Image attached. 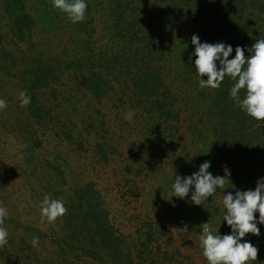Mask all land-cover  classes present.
<instances>
[{"label": "trees", "instance_id": "trees-1", "mask_svg": "<svg viewBox=\"0 0 264 264\" xmlns=\"http://www.w3.org/2000/svg\"><path fill=\"white\" fill-rule=\"evenodd\" d=\"M87 3L84 22L73 24L70 33L67 20L65 35L83 33L86 46L82 54L87 56L88 45L97 32L92 27L96 22L107 42L98 50L96 59L86 60L85 55L78 54L75 59L66 50L65 55L70 58L64 62V70L70 71L78 86L98 102L112 93L115 108L125 115L134 112L135 124L143 125L150 131L149 136L159 142L156 149L161 158H140L141 165L134 166V171L126 169V173L146 179L170 164L175 165L172 171L177 174L183 173L182 170L195 172L199 164L194 167L190 160L177 155L183 138H188L190 145L210 146L214 154L210 157L212 163L217 157L223 173L225 166L231 171L232 184L226 185V194L254 190L257 180L264 177V124L246 115L230 98L229 89L234 83L230 78L225 77L219 89H201L193 67L196 57L190 59V54L194 52L193 34L201 42H224L233 50L237 46L250 48L256 40L264 38V0H87ZM0 12L6 15V27L12 36L21 42L32 37L34 28L39 26L37 18L49 20L62 29L60 12L53 8L51 0H0ZM234 55L235 51L229 59ZM1 59L16 63L10 52H4ZM38 63L41 64L19 75L32 98L27 111L36 123L51 112L39 94L57 80L54 66L43 60ZM243 95L242 90V98ZM65 135L73 139L70 132ZM99 148L102 160L107 161L108 156L97 144ZM59 179H63L60 172ZM125 180L127 184L128 178ZM216 194L202 206L190 202L191 193L186 199H173L175 206L170 204L173 220L165 223L136 216L134 234L126 236L111 222L101 193L88 182L63 200L68 209L63 216L67 239L63 244L82 255L70 264H207L199 241L202 224L209 221L214 229L221 224L219 233H230L217 206L211 205ZM172 221H180L182 228L186 224L188 232L173 230L169 226ZM258 227L259 237L249 233L243 239L259 249L255 264H264V225Z\"/></svg>", "mask_w": 264, "mask_h": 264}, {"label": "rangeland", "instance_id": "rangeland-1", "mask_svg": "<svg viewBox=\"0 0 264 264\" xmlns=\"http://www.w3.org/2000/svg\"><path fill=\"white\" fill-rule=\"evenodd\" d=\"M60 19L62 29L49 20L37 18L39 26L34 28L32 37L21 42L12 36L6 27L8 19L0 12V97L8 103V107L0 111V205L9 212V219L3 225L9 233V242L0 248V264H70L76 261L75 257L81 258L78 250L71 252L63 244L67 241L63 217L54 223L41 220L40 202L45 195L67 200L73 190L88 182L101 193L111 222L126 236H133L136 216L160 223L173 220L170 204L177 198L171 197L173 177L177 174L172 171L175 165L161 168L146 179L126 173V169L134 171V166L141 165L140 158H161L156 149L159 142L149 136L150 131L143 125L135 124L134 115L126 119L124 112L115 108L116 99L112 93L98 102L78 86L70 71L64 70V62L70 58L65 55L66 50L75 59L78 55H85L86 60L96 59L98 50L107 42L100 24L92 25L97 32L88 45L86 56L82 54L86 46L83 33L65 35L67 18L60 13ZM72 27L70 23V33ZM4 52L15 55L16 63L3 62ZM40 60L56 68L57 80L39 94L51 112L36 123L27 111L28 106H20L18 94L27 90V85L25 88L19 75L40 65ZM3 67L7 70L3 71ZM69 132L72 140L65 135ZM97 144L108 156L107 161L102 160ZM179 149L177 155L190 160L194 167L211 161L210 146L201 143L193 146L188 138H183ZM213 161L208 171L214 176H223L217 157ZM182 171L179 174L182 177L194 173ZM125 178H128L127 184ZM216 193L211 205L217 206L223 215L222 190ZM169 226L174 227L173 230L182 229L180 221H172ZM218 226L222 229L220 224ZM34 236L39 237L37 247L31 244ZM182 252L188 255L187 250L182 249Z\"/></svg>", "mask_w": 264, "mask_h": 264}, {"label": "clouds", "instance_id": "clouds-1", "mask_svg": "<svg viewBox=\"0 0 264 264\" xmlns=\"http://www.w3.org/2000/svg\"><path fill=\"white\" fill-rule=\"evenodd\" d=\"M51 2L53 8L62 13L72 24L82 23L86 19L87 0H51ZM191 44L194 46V52L190 54V59L191 56L196 57L193 67L199 77V87L219 89L225 77L230 78L234 82L229 89L230 98L246 115L261 122V125L264 124V38L256 40L250 48L237 46L233 50L230 44L201 42L199 36L193 34ZM233 51L235 55L229 59ZM245 52L248 55H245ZM18 95L21 107L30 105L32 98L27 90L20 91ZM7 107V101L0 97V111ZM132 116L133 113L129 111L125 118L131 119ZM210 167L211 161H205L199 166L198 171L189 176L182 177L176 174L173 177L174 194L171 197L186 199L191 193L190 202L202 206L218 189L222 190V221L230 228V233L221 235L218 231L220 226L214 229L209 221L203 223L199 235L202 255L207 264H255L259 249L243 238L249 233L259 237L258 224L264 225V177L257 180L254 190H237L234 194L232 192L223 194L227 189L226 185L231 183V171L225 166L223 176H214L208 171ZM170 198L167 199L169 202H171ZM67 211L62 199L45 195L40 202L42 221L54 223ZM7 219H9L8 209L0 205V248L9 242V233L3 227ZM180 231L187 232L188 226L185 224ZM31 244L37 247L39 237L34 236Z\"/></svg>", "mask_w": 264, "mask_h": 264}]
</instances>
